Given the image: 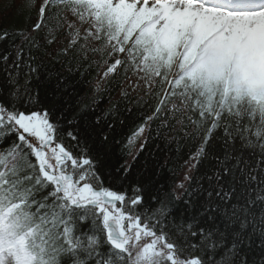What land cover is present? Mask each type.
<instances>
[{
    "label": "snow or ice",
    "instance_id": "snow-or-ice-1",
    "mask_svg": "<svg viewBox=\"0 0 264 264\" xmlns=\"http://www.w3.org/2000/svg\"><path fill=\"white\" fill-rule=\"evenodd\" d=\"M17 14L0 23V264H264V0ZM97 127L110 144L129 129L151 179L106 180Z\"/></svg>",
    "mask_w": 264,
    "mask_h": 264
},
{
    "label": "trees",
    "instance_id": "trees-1",
    "mask_svg": "<svg viewBox=\"0 0 264 264\" xmlns=\"http://www.w3.org/2000/svg\"><path fill=\"white\" fill-rule=\"evenodd\" d=\"M14 3L16 8L12 9L7 13L0 12V23L8 27H23L24 19L22 16L17 14V10L20 8L23 0H0V7H3L6 4ZM92 76H95V72L92 73ZM80 94L91 92V87L86 86L78 89ZM114 96L117 94L114 93ZM77 96L74 95L71 99V104L67 108L65 113L67 118H72L79 113V107L77 106ZM118 98V96H117ZM108 106L107 98L101 102L99 105L100 108H106ZM87 115V114H86ZM89 120L92 119L91 116L88 117ZM86 126L85 119H80V127L83 128ZM106 129L98 128L95 132L89 137L92 153L96 155L100 162L101 171L104 173L106 180L119 184L124 183L127 185H135L137 182H145L151 179V176L144 171L145 168V157L146 153H141L139 157L134 161L133 156L129 155L127 149L124 148V143L127 140V136L130 135V130L125 128L123 129L122 135L116 137L117 140L121 141L120 144H110L108 141L103 140V135L106 134ZM111 135L109 140H111ZM133 153L136 152V149H132ZM123 165H130L131 170L125 176L123 174ZM167 176V173H165ZM170 190V189H169Z\"/></svg>",
    "mask_w": 264,
    "mask_h": 264
},
{
    "label": "rangeland",
    "instance_id": "rangeland-1",
    "mask_svg": "<svg viewBox=\"0 0 264 264\" xmlns=\"http://www.w3.org/2000/svg\"><path fill=\"white\" fill-rule=\"evenodd\" d=\"M134 149V148H133Z\"/></svg>",
    "mask_w": 264,
    "mask_h": 264
}]
</instances>
